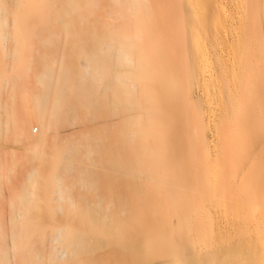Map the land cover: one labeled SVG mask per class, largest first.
Returning a JSON list of instances; mask_svg holds the SVG:
<instances>
[{
	"label": "bare ground",
	"instance_id": "obj_1",
	"mask_svg": "<svg viewBox=\"0 0 264 264\" xmlns=\"http://www.w3.org/2000/svg\"><path fill=\"white\" fill-rule=\"evenodd\" d=\"M31 14V64L0 79V264H264V0H0L9 73ZM173 97L187 190L150 142ZM45 159L52 213L76 227L37 221Z\"/></svg>",
	"mask_w": 264,
	"mask_h": 264
},
{
	"label": "rangeland",
	"instance_id": "obj_2",
	"mask_svg": "<svg viewBox=\"0 0 264 264\" xmlns=\"http://www.w3.org/2000/svg\"><path fill=\"white\" fill-rule=\"evenodd\" d=\"M30 16H32V14L29 16L27 15L24 18L23 22H24L25 26L23 25V22H22L21 25H23V26H18V29L15 27L16 32L13 30L14 40L17 43L18 52H17L16 60H15V68L12 71H10V73L5 68L6 57L4 55L5 51L3 50L4 46L2 44H0V67H1L0 68V79L1 78H8L14 74H20V73H21L20 75L26 74V72H24V71H25L26 67H28L31 64L30 63L31 62L30 55H32L31 50H33L32 48H34L33 47L34 46V40H33V36L31 37L30 34H32V32H34V31H32V30H34V28L32 30H31V28H32V26L34 27V23H37V20H35V18H33V21H31L32 18H30ZM28 17L30 18V20ZM26 20H28L27 24L25 23ZM28 31L31 33L28 34ZM0 42L2 43L1 40H0ZM78 51H79V48L76 45H74V43L71 41V37L68 38L67 43H66V47L64 50V58L62 60V65L65 68H67L68 71H70V72H72L76 68L81 67V64H80L81 60L77 56ZM4 69L7 71V73ZM20 80H21L22 85L19 82ZM20 80L18 79L17 81H12V83H13L11 85V87L13 86L12 91H11V89L9 90L10 91L9 93L12 92V98H11V100H9V104H8V107H6V109L8 108L7 111H9V110L11 111V113H10V111L8 113H10L9 116H10V119H12V120L13 119L14 120L15 119H21L22 117H24L22 115L27 110V108H28L27 106H29V101L27 99L28 95L24 93L25 88H23L24 87L23 81L25 82V80H23V79H20ZM15 82H16V84H15ZM18 83H20L21 86ZM19 102H20V105H19ZM180 105H181L180 101L178 100V98L176 99L175 97H173V99H171V98L170 99H164L163 98L162 100L159 99V102L156 103V108L158 111L157 116H158V120H159V123H158V126L156 127V130H159V129L160 130L158 131L157 134L154 133V135L152 137L156 141H154L153 139L150 138L152 140V141L150 140V142H151V144L153 142L152 146H154L155 148L157 146H158L157 149L160 148V150H158V151L162 150V153L165 152V154L163 153V155H162V158L164 156V159L161 160L163 163L162 162L161 163L164 166L165 171H168L167 177L168 176L169 177L168 178L166 177L167 181L170 179L168 181L169 183L172 184V182L174 181L173 184L176 182V184H174V185H176L177 187L179 186V188H181L182 190H185V189L187 190V188H188L187 185H190V184H188L189 181H188V178H186V177H189L188 171L189 170L191 171V169L188 167L190 162H189L188 155H186L187 151L185 150L186 145L184 143L186 142V140L183 137L184 133L182 132V129H183V127L181 126L182 125L181 124L182 123V121H181L182 116L180 113V112H182L181 111L182 108H180L181 107ZM23 108H24V110H23ZM20 111H21V113H20ZM211 122H214V120ZM160 123H161V125H160ZM212 124H214V123H212ZM32 126H35V128L33 129V133L34 134L38 133L37 132L38 127L36 126L35 122H32L30 124L29 129H31ZM161 136L163 137V139L161 138ZM20 140H22V139H20ZM154 142L156 145L154 144ZM159 143H161L162 146ZM22 144L23 143L21 141H19V142H16L15 144L13 143L12 145H14L15 147H18V149H19V147ZM183 145H185V146H183ZM165 150L167 151V153ZM159 153H161V152H159ZM166 155H168V156L166 157ZM18 157H20L19 158L20 160L18 161V164H17V170L21 171L23 169V166L21 165L23 163V158H22V155L20 154V152H18ZM47 161H49V159L44 160V163L42 164L43 167L42 166L40 167V170H39L40 173H38L39 177L37 176V178H36L37 179V190H38L36 192L38 195L36 200H37V202L39 201V205H38L39 210L37 211V212H39L38 213L39 217L37 218V221H38V223L40 222L39 224H40L42 229H43V227L45 229V228H48L51 226L52 227H54V226L60 227V226H64V225H68L69 227H72L74 225V227H76L77 226L76 222H75V224L72 225V223H74V221L72 220L73 222L70 223V219H68L67 216H65L66 215L65 213L57 212L55 215L52 213V210H51L52 206L51 205L53 204V200H52L53 196H52V191L49 189L50 188L49 184H48L49 181L48 182L46 181V180H48V179H46V178H48L47 176H49V174H50L49 164H47L48 163ZM45 162H46V164H45ZM166 167L168 169H166ZM17 170H16V174L18 173ZM16 174L14 176H16ZM171 176H172V178H171ZM158 220H161V221H159L157 223L158 225H160V226L157 225L158 226V227H156L157 229L155 228V226H156L155 222L156 221L154 222L155 224H151V225L149 224L148 225L149 228L147 227V229H150V230L155 229L154 230V231H156L155 233H157V231H160L161 230L160 227L161 228L163 227V226H161V222L163 223V219H158ZM162 225H164V224H162ZM72 228H70V229H72ZM152 233H154V232L152 231Z\"/></svg>",
	"mask_w": 264,
	"mask_h": 264
}]
</instances>
